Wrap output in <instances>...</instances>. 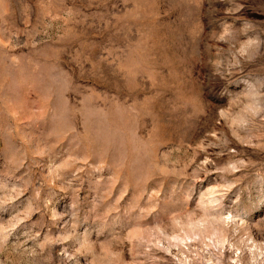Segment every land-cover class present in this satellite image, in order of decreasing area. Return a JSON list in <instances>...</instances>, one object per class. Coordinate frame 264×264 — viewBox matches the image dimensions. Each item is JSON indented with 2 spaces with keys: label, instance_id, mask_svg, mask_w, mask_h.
Listing matches in <instances>:
<instances>
[{
  "label": "rangeland",
  "instance_id": "1",
  "mask_svg": "<svg viewBox=\"0 0 264 264\" xmlns=\"http://www.w3.org/2000/svg\"><path fill=\"white\" fill-rule=\"evenodd\" d=\"M0 264H264V0H0Z\"/></svg>",
  "mask_w": 264,
  "mask_h": 264
}]
</instances>
